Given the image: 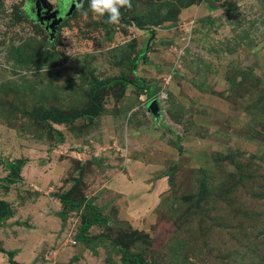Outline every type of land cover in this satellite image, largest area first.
<instances>
[{"label": "rangeland", "instance_id": "obj_1", "mask_svg": "<svg viewBox=\"0 0 264 264\" xmlns=\"http://www.w3.org/2000/svg\"><path fill=\"white\" fill-rule=\"evenodd\" d=\"M131 3L0 0V264H264V0Z\"/></svg>", "mask_w": 264, "mask_h": 264}, {"label": "water", "instance_id": "obj_2", "mask_svg": "<svg viewBox=\"0 0 264 264\" xmlns=\"http://www.w3.org/2000/svg\"><path fill=\"white\" fill-rule=\"evenodd\" d=\"M82 1L83 0H64L62 5V17H68L69 15H71L72 12L81 5ZM39 3L42 4L45 8V15L39 16L37 9L34 16L36 20L40 23H43V19H46V21L50 19L49 23L45 24V28L50 29L49 37H52L54 31L53 28L60 22L61 16L56 15V9L48 11L50 9V5L45 0H33V4L38 5ZM151 105L154 106V103L151 102Z\"/></svg>", "mask_w": 264, "mask_h": 264}, {"label": "clouds", "instance_id": "obj_3", "mask_svg": "<svg viewBox=\"0 0 264 264\" xmlns=\"http://www.w3.org/2000/svg\"><path fill=\"white\" fill-rule=\"evenodd\" d=\"M132 7L131 0H90V8L92 12L103 16L108 14V23L116 24L121 19V8Z\"/></svg>", "mask_w": 264, "mask_h": 264}, {"label": "trees", "instance_id": "obj_4", "mask_svg": "<svg viewBox=\"0 0 264 264\" xmlns=\"http://www.w3.org/2000/svg\"><path fill=\"white\" fill-rule=\"evenodd\" d=\"M146 47H144V48H142L141 50H140V52H138L131 60H130V69L132 70L133 69V66L135 65V62L137 61V60H141V59H144V52H145V49ZM120 80V84H121V87L123 88V87H126V85H127V82L125 81V80H121V78H115V79H112V81L113 82H115L116 80ZM98 85V84H97ZM96 86V85H95ZM95 88V87H94ZM140 88V87H139ZM93 102V101H92ZM93 104L95 105V111L94 112H92L91 114H88V116H93V115H95L96 113H97V110H98V105L95 103V102H93ZM13 173H12V176H14V174H15V172H16V170H17V167H13ZM59 199H60V201L61 202H63V197L60 195L59 196ZM0 204L3 206V207H6V205H5V203L4 202H0ZM7 211V210H6ZM5 209L2 211V213H0V217H3V215L5 214ZM103 221V219L102 218H99L98 216H94L93 218H91L90 220H87V221H84L83 223H82V225H81V231H84V230H86L87 229V227H88V225L90 224V223H100V222H102ZM134 262H141V260L140 259H138L137 257L136 258H134ZM10 263L11 264H16L15 262H13V261H10Z\"/></svg>", "mask_w": 264, "mask_h": 264}, {"label": "flooded vegetation", "instance_id": "obj_5", "mask_svg": "<svg viewBox=\"0 0 264 264\" xmlns=\"http://www.w3.org/2000/svg\"><path fill=\"white\" fill-rule=\"evenodd\" d=\"M61 5H63V4H61ZM62 7H63V6L59 7L60 11L57 10V12H59V13H57V16H62V14H61V13L63 12V8H62ZM37 9H38V13H39L38 15H39V16L45 15V8H44V6H43L42 4H40V3H39L38 5L33 4V10H34L33 12H34V13L36 12ZM33 15H34V14H33ZM42 21H43L42 24L45 26V24H48V23H49L50 19L47 20V21H46V19H43ZM60 22H61V20H60ZM60 22H59V23H60ZM59 23H58V24H59ZM45 30H46V28H45ZM46 31H47V30H46ZM49 33H50V32H49ZM47 34H48V31H47ZM53 36H54V31H53ZM53 36H52V37H53Z\"/></svg>", "mask_w": 264, "mask_h": 264}, {"label": "crops", "instance_id": "obj_6", "mask_svg": "<svg viewBox=\"0 0 264 264\" xmlns=\"http://www.w3.org/2000/svg\"><path fill=\"white\" fill-rule=\"evenodd\" d=\"M54 213H57V212H54Z\"/></svg>", "mask_w": 264, "mask_h": 264}]
</instances>
